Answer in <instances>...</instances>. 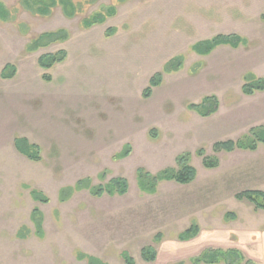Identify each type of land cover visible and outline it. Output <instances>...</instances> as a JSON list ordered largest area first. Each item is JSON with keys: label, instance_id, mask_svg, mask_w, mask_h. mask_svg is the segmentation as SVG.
Wrapping results in <instances>:
<instances>
[{"label": "rangeland", "instance_id": "rangeland-1", "mask_svg": "<svg viewBox=\"0 0 264 264\" xmlns=\"http://www.w3.org/2000/svg\"><path fill=\"white\" fill-rule=\"evenodd\" d=\"M24 1L0 0V264H88L81 253L125 264L124 252L136 264H190L208 248L238 249L264 264V210L236 199L244 191L264 192V145L256 152H214L215 143L264 127V93H243L247 73L264 78V0H73L79 11L72 18L59 4L41 16ZM97 15L108 17L85 28ZM60 29L68 40L27 50L41 34ZM108 30L114 32L107 36ZM234 34L248 45L206 57L191 50ZM60 51L65 62L43 71L40 57ZM178 55L185 56L184 68L165 74L145 99L151 78ZM8 65L17 73L3 79ZM46 73L52 81L43 79ZM207 96H216L220 109L204 118L189 106ZM18 137L40 146V162L17 151ZM126 146L131 154L117 159ZM201 149L219 159L218 168L204 167ZM187 154L198 174L193 183L141 190L138 169L177 170ZM86 178L91 186L123 178L129 191L98 198L83 190L60 201L62 189ZM33 190L49 202L35 201ZM229 212L237 220H226ZM193 223L200 235L179 241ZM147 246L157 248L156 262L142 260Z\"/></svg>", "mask_w": 264, "mask_h": 264}, {"label": "trees", "instance_id": "trees-1", "mask_svg": "<svg viewBox=\"0 0 264 264\" xmlns=\"http://www.w3.org/2000/svg\"><path fill=\"white\" fill-rule=\"evenodd\" d=\"M126 0H118L119 3H124ZM38 4L40 7L37 11H34L32 6ZM61 5L65 14L72 18L75 17L79 7L73 3V0H26L23 3V7L26 10L31 11L37 15L48 16L50 11L55 8L56 5ZM78 7V8H77ZM115 13V8H109L108 16H112ZM94 16L92 19L85 20V28H91L96 24L104 23L108 16ZM264 20V15L262 16ZM114 30H108L107 36H110ZM69 39V32L65 29H60L55 32L44 33L31 41L27 46V50L35 52L42 47H48L58 42H64ZM248 40L239 35H217L211 39L199 42L191 47L192 52L200 56H209L220 47H231L237 49L241 46H247ZM67 59V53L60 51L56 54L43 55L39 59L40 68L48 72L52 70L56 65L62 64ZM185 56L178 55L163 67L162 72L155 74L150 82L149 86L145 89L143 97L149 99L152 96L153 90L160 87L163 83V76L165 74L171 75L180 72L184 68ZM17 73V68L13 65H8L2 72L3 79L14 78ZM43 79L47 82L52 81V77L49 74H44ZM264 92V78L257 77L253 73H247L244 76L243 93L246 96H255L257 93ZM189 109L198 113L201 117L208 118L218 113L220 109V103L216 96H207L200 104H191ZM264 145V127L252 128L248 134L244 135L237 141H224L214 144V152L221 153H233L235 151H249L256 152L260 145ZM15 147L19 153L28 158L32 162H40L42 160L41 148L39 145L31 143L28 139L18 137L15 139ZM131 154V147L126 146L124 151L116 156L117 159L127 158ZM198 155L204 157V167L206 169H216L219 167V159L217 157L206 156L203 149L198 152ZM191 157L189 154L179 158V169H167L157 174H152L145 169H138L137 179L142 191L154 194L158 186L163 182L174 181L180 185H189L197 179V170L191 166ZM92 180L90 178L82 179L76 183L74 187H68L62 189L60 192V201L66 202L76 192L88 190L94 197H103L108 195L124 196L129 191V183L126 179L115 178L108 184L102 186H91ZM35 201L48 203L49 200L44 194L38 190L31 192ZM236 199L240 202L248 201L253 204L256 209L264 210V192L262 191H244L236 195ZM41 217V213L38 209L33 212V220L38 222V217ZM226 220H237V214L229 212L226 214ZM37 227H41L40 222L37 223ZM201 233V228L197 223H193L187 230L180 233L177 239L181 242H189L196 239ZM24 238V235H20ZM162 240L161 234L155 237L156 242ZM122 258L125 264H136L131 256L124 252ZM142 260L146 263L156 262L158 259L157 248L153 246H147L141 251ZM79 259H86L88 264H107L102 260L91 257L86 254H79ZM190 264H255L252 260H249L238 249H213L208 248L204 250L200 255L189 259ZM185 264V263H181Z\"/></svg>", "mask_w": 264, "mask_h": 264}, {"label": "crops", "instance_id": "crops-1", "mask_svg": "<svg viewBox=\"0 0 264 264\" xmlns=\"http://www.w3.org/2000/svg\"><path fill=\"white\" fill-rule=\"evenodd\" d=\"M218 49H219V48H218ZM263 93H264V92H263ZM250 97H251V96H250ZM218 112H219V111H218ZM217 114H218V113H217ZM217 114H215V115H217ZM212 117H213V116H212ZM194 240H195V239H194ZM192 241H193V240H192ZM189 242H190V241H189ZM233 249H234V248H233ZM202 252H203V251H202ZM202 252H201V253H202Z\"/></svg>", "mask_w": 264, "mask_h": 264}]
</instances>
